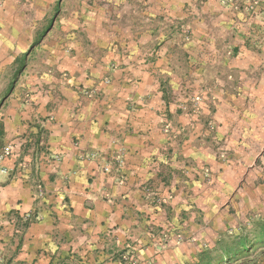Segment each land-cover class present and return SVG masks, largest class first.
I'll return each instance as SVG.
<instances>
[{
  "label": "crops",
  "instance_id": "1",
  "mask_svg": "<svg viewBox=\"0 0 264 264\" xmlns=\"http://www.w3.org/2000/svg\"><path fill=\"white\" fill-rule=\"evenodd\" d=\"M43 17L41 0H0V147L11 145L0 161V264H186L187 249H220L165 240L211 186L201 171L214 168L219 131L177 112L158 81L166 69L139 59L149 50L112 63L59 20L34 42Z\"/></svg>",
  "mask_w": 264,
  "mask_h": 264
},
{
  "label": "rangeland",
  "instance_id": "2",
  "mask_svg": "<svg viewBox=\"0 0 264 264\" xmlns=\"http://www.w3.org/2000/svg\"><path fill=\"white\" fill-rule=\"evenodd\" d=\"M41 2L44 24L34 42L59 20L76 27L82 49L111 53L112 63L127 60L130 49L138 48L139 55L149 50L139 59L166 69L158 81L177 112L202 114V129L219 131L212 140L214 168L201 171L203 184L211 186L203 188L197 206L187 201L197 209L195 217L180 213L171 219L166 242L221 243L220 249H187L186 264H216L218 258L222 264H264V62L254 22L263 0ZM206 36L216 40L215 50L200 48ZM217 112L218 120L212 118Z\"/></svg>",
  "mask_w": 264,
  "mask_h": 264
},
{
  "label": "built area",
  "instance_id": "3",
  "mask_svg": "<svg viewBox=\"0 0 264 264\" xmlns=\"http://www.w3.org/2000/svg\"><path fill=\"white\" fill-rule=\"evenodd\" d=\"M11 153V145L10 144H5L0 147V161L9 155ZM4 168L0 166V171H2ZM102 171L107 172L109 170L107 165H102L101 167Z\"/></svg>",
  "mask_w": 264,
  "mask_h": 264
}]
</instances>
